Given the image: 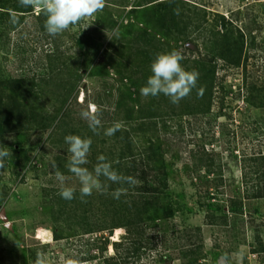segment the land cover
<instances>
[{"label":"rangeland","instance_id":"obj_1","mask_svg":"<svg viewBox=\"0 0 264 264\" xmlns=\"http://www.w3.org/2000/svg\"><path fill=\"white\" fill-rule=\"evenodd\" d=\"M136 1L106 0L102 11L55 36L53 46L43 47L44 52L53 50L62 63H68L70 70H65L67 75L62 78L68 81L69 87L73 85L71 70L75 72L86 64L90 66L87 72H82V81L67 105L72 106L75 116L87 110L89 104L99 102L102 105L100 120L109 121L102 110L112 107L110 112L113 113V103L122 88L121 79L101 57L102 52L96 58L87 49L91 42L94 48L106 42L103 48L106 49L121 24L131 21L128 13ZM202 3L208 6V11L222 15L235 29L246 33V54L242 58L243 66L237 68L227 67L222 60L214 59L218 81L224 78L225 82L223 89L221 86L216 89L210 114L200 121L189 116L176 117L170 121L167 132L159 133L169 180L167 192L176 214L167 224H160L159 229L152 231L153 235L160 232L159 237L166 232L165 247L160 243L138 264H182L181 233L192 235L194 246L200 247L192 252V257H200V264H264V198L255 197L261 187L255 174L260 167L257 161L264 158V109L261 103L258 109L247 103L254 99V88L264 85V0H202ZM34 9L36 16L41 8ZM9 19L5 18L0 28V84L6 77L26 78L38 71L16 50L22 40L34 38L33 33L23 38L27 30L34 31V17L27 16L26 23L17 31L9 30L12 24ZM113 24H116L114 31L110 28ZM248 32L256 39L255 46ZM210 36L207 33L195 38L187 44L191 51L183 48L181 53L187 59L210 61L213 58L212 51L207 48L211 46L207 41ZM94 68L98 75L89 77ZM38 83L35 94L40 99L33 103L40 108L44 85ZM151 99L142 96L141 102L147 105ZM137 124H133V129ZM38 125L26 123L18 132L10 125L0 136L1 147L10 149V155L0 168V264H34L38 252L46 254L48 264H64L67 258L86 256L91 249L89 240L109 234L106 231L59 242L53 240V209L49 196L61 189L55 177L59 170L58 159H69L71 154L65 145L60 147L47 140L51 130L41 135ZM120 125L125 127L123 122ZM150 136L152 134L138 135V145L142 148ZM204 153H212L215 158L216 166L211 168V175H208ZM88 157L89 154L82 167L94 172ZM218 166H222V170ZM65 177L64 186L80 192L78 178L74 174ZM92 194L97 201L103 200L99 189H94ZM239 202L243 214H228L230 207ZM129 234L127 228L115 229L110 240L120 241ZM106 255H114L112 245Z\"/></svg>","mask_w":264,"mask_h":264},{"label":"trees","instance_id":"obj_2","mask_svg":"<svg viewBox=\"0 0 264 264\" xmlns=\"http://www.w3.org/2000/svg\"><path fill=\"white\" fill-rule=\"evenodd\" d=\"M207 9L208 6L202 3V0H137L128 13L131 21L126 25L121 24L106 49H103L106 42L96 48L90 43L87 51L96 58L102 52L101 57L107 60L108 66L120 77L122 84L113 103V113L110 112L112 107H109V110L104 109L106 111L102 110L109 116V121H101L97 134L93 133L81 115L75 116L72 106H67L82 81V72H87L90 66L86 64L75 72L71 70L73 85L69 87L68 81L62 78L67 75L65 70H70L68 63H62L61 57L53 50H43L44 46H53L56 42L55 36L49 35L45 30L46 16L43 10L35 16L34 7L24 6L20 0H0L1 29L7 17H10L12 22L9 27L11 31H17L24 26L27 16L34 17V31L30 33L27 30L23 35L25 38L33 33L34 38L22 40L16 50H19L22 59L38 70L26 78L6 77L1 81L0 136L3 130L10 129V125L18 132L28 123L31 126L39 124L43 136L51 130L47 140L60 147L65 145L67 150L69 146L65 143V136L71 134L91 138L88 163L90 162L92 170L100 163L98 157L104 156L106 162L110 163L112 169L121 177H133L138 181L135 185L124 180L114 183L103 175L99 176L102 201H97L94 194L81 198L80 192L77 191L72 200L62 199L59 193L49 196L53 209L54 241L109 232L106 237L89 240L91 249L88 254L74 259L87 261L88 264H138L148 252L156 250L160 243L165 247L164 243L168 241L166 232L159 237L160 232L153 235L152 231L159 229L160 224H167L175 217L176 211L167 192L169 180L163 147L159 143V133L167 132L170 121H174L176 117L189 116L200 121L210 114L215 104L216 89L218 86L223 89L222 83L225 82L224 78L221 82L218 81V67L214 59L222 60L227 67L237 68L243 66L242 58L246 54V33L235 29L222 15ZM110 28L114 31L116 24ZM207 33L211 35L207 39L211 45L207 48L213 55L210 61L203 58L187 59L186 55L181 53L184 57L182 66L188 71L194 69L199 73L197 89H203L202 95L198 96L197 89H193L190 96L182 99L179 104H173L168 97L161 94L150 96V103L143 105L140 89L152 74L150 66L156 55L172 50L180 51L183 48L191 51L187 44ZM248 34L252 46H255L256 39L252 37V33ZM30 71L33 72L32 69ZM97 75V68L89 72V77ZM38 82L44 85L41 90L44 99L40 108L36 103L40 98L35 94ZM254 89V99L247 103L256 109L260 108L261 103L264 109V85ZM33 100L36 102L33 103ZM95 103L101 112L102 105ZM115 122H123L125 127H120L114 135H105V130ZM136 122L137 128L133 129ZM148 134L152 136L141 148L137 136ZM204 155L208 160L205 161L209 169L208 175H211V168L216 166L215 158L212 153ZM68 160L58 159L59 171L65 176L72 174L66 167ZM257 162L260 167L255 174L257 184L261 187H258L259 191L255 197L258 198L259 195L264 198V158L258 159ZM218 167L222 170V166ZM117 189L126 190L118 199L113 195ZM230 208L228 214H243L240 202ZM120 228H127L130 234L127 238L112 242L110 237L113 236V230ZM198 232L201 233L200 230ZM185 234L181 233L179 237L184 244L182 249L180 248L181 262L200 264V257H192V252L200 247L194 246L192 235ZM110 245L114 249V255L107 256Z\"/></svg>","mask_w":264,"mask_h":264},{"label":"clouds","instance_id":"obj_3","mask_svg":"<svg viewBox=\"0 0 264 264\" xmlns=\"http://www.w3.org/2000/svg\"><path fill=\"white\" fill-rule=\"evenodd\" d=\"M24 6L39 7L46 16L45 30L51 36H57L67 31L70 27L77 26L85 18L92 17L99 11H102L106 5V0H20ZM86 29V28H85ZM183 55L180 51L172 50L170 52L159 53L151 63V75L146 84L141 87L140 94L144 97H156L161 94L168 97L173 104H179L182 99L191 95L193 89H197L199 73L196 70H186L181 61ZM203 89H197V95H202ZM81 117L88 122L89 128L93 133L98 134L101 127L100 107L96 104H89L88 109L81 112ZM119 122H115L112 127L105 130V135H114L120 129ZM65 143L69 146L68 152L71 154L66 167L74 174L80 182L81 198L90 196L94 189H99L101 184L99 176L103 175L108 180L118 183L122 180L129 184L138 183L133 177H121L106 162L104 156L98 157V163L94 172H90L82 165L87 163V155L91 147V138H82L78 135L65 136ZM10 155V149L0 147V168L4 166V158ZM56 179L61 184L59 195L62 199L72 200L75 190L72 187L64 186L65 175L58 169L55 172ZM126 192L125 189H117L113 195L119 198ZM34 264H48L46 254L38 252ZM64 264H88L87 261L80 259L67 258Z\"/></svg>","mask_w":264,"mask_h":264}]
</instances>
